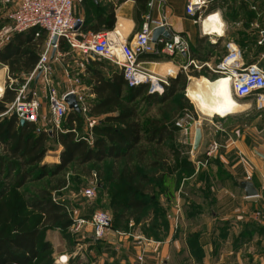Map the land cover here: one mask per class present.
<instances>
[{"label":"trees","instance_id":"16d2710c","mask_svg":"<svg viewBox=\"0 0 264 264\" xmlns=\"http://www.w3.org/2000/svg\"><path fill=\"white\" fill-rule=\"evenodd\" d=\"M136 1L147 6L149 0ZM229 2L230 0H217L210 11L224 8ZM100 18V22H106L109 31L114 29V7H111L106 17ZM261 27L264 28L263 25ZM83 31H88L87 27H83ZM94 31L98 33L100 30ZM36 32V29H31L15 33L0 49V65L7 66L9 76L18 82L12 88L7 87L0 99V179L7 181L0 182V264H55L51 254L52 245L44 240V228L53 226L65 231L73 225V218L65 204L53 198V191L64 188L66 182H58V185L50 188H40L24 200L27 208L40 214L39 224L36 226L29 224L26 219L16 217L7 196L11 188L19 189L30 182L56 177L74 164L86 166L110 161L112 164L116 163L111 168L113 174L110 177L104 178L100 174L103 181L100 182L101 191L106 190L109 195L107 208L114 216L118 214L119 221H125L127 216L141 215L150 209L147 231L157 238L158 231L163 233L169 229L166 218L169 208L159 200V196L166 192L165 178L160 176L153 179L144 173L141 164L147 161L149 167L158 171L164 167L165 155L161 146L166 140H170L174 142L169 147L174 166L185 171L194 168V162L190 161L183 146L176 141L180 131L176 126V116L191 115L196 120L199 118L194 106L185 96L187 75L182 72L177 78H171L169 85H163V94H159L150 92V84L130 87L123 69L107 77L99 69L91 70L90 66L86 71L91 74L88 82L94 83L92 93L96 99L87 104L84 112L70 111L62 122V129H54L51 137L45 128L33 122L22 125L15 114L8 113L25 77L35 70L39 62L45 34L36 38ZM238 36L248 37L241 32H238ZM236 42L239 44V40ZM258 45L264 47L259 42ZM69 49L68 44L62 41L60 51L67 52ZM200 53L201 51H192L197 57ZM154 54L155 52L142 53L137 62L140 64L146 59L154 58ZM95 64L103 65L102 62ZM156 106L161 107L160 110L169 109L173 116L164 110V120L160 116H149ZM90 119L97 120L91 129L88 128ZM58 147L62 148L59 162L53 165L44 163L48 153L56 151ZM96 210L97 208L92 211L91 216ZM114 224L113 219L112 230L118 228ZM253 227L255 226L247 225L245 232L251 233ZM226 232L227 230L221 231L222 235ZM195 236L198 237L197 234Z\"/></svg>","mask_w":264,"mask_h":264},{"label":"crops","instance_id":"0c3cea01","mask_svg":"<svg viewBox=\"0 0 264 264\" xmlns=\"http://www.w3.org/2000/svg\"><path fill=\"white\" fill-rule=\"evenodd\" d=\"M17 2L18 0H0V30L9 26L10 22L5 24V19H8V15L15 8ZM111 7H114L116 22L114 29L109 31L106 22H100V17H106ZM217 11L220 14L213 15L205 23L203 30L200 24L195 23L186 14V0H167L166 2L149 0L147 6L137 3L136 0L121 2L118 0H82L75 5V15L83 21L82 32L94 33V30L98 29L99 32H109L111 38L112 36L116 37V32H121L125 38L130 40L141 31L147 17L160 20L166 16L168 21L166 29L171 35L173 33L182 36L188 42L190 52L187 55L168 56L162 54V57H159L161 53L155 51L154 58L146 59L140 63L141 68L154 79L166 80L168 83L171 78H177L180 73L184 72L187 75L188 83L190 79L191 82L206 80L213 85L218 84L217 88L221 86V82L229 84L230 93L240 103L241 108L234 116L228 118L227 124L223 128L215 129L214 135L207 132L204 124L202 126L203 142L201 147L204 150L208 140L209 144L211 140L217 141L222 146L217 160L228 172L225 182L215 194L214 206L218 209L224 205L226 216L220 219L234 224L235 221H231L233 219L231 217L237 213L236 205L239 201L241 211L246 216L237 219L240 224L230 225L232 226L230 231L236 233L241 231L240 233H242L246 231L247 225L251 224L256 225L257 232L264 236V159L262 158L264 155V90L239 99L240 97L230 87V82L220 80L224 77L231 79L235 73L241 72L251 65H258L264 69V47L258 45V42L263 40L261 32L264 31V28L261 26H264V1L239 0L235 2L230 0L224 8H219ZM83 27H87L88 31H83ZM238 32L247 34L248 37L238 36ZM11 37L12 35L1 43V48ZM160 37L165 36L161 35ZM236 40H239V44ZM192 51H201V53L197 57L192 54ZM190 61H195L200 68L197 70L189 66ZM95 62H102L103 65L98 66ZM51 66L52 86L56 88L58 94L63 96L74 91L76 95H83L87 104L92 103L96 96L92 93L94 83L88 82L91 74L86 70L91 66V70L99 69L105 76L110 77L113 72L122 69L110 60L94 57L92 54L84 56L71 49L67 52L59 51L54 57L52 56ZM185 66H189L187 71L183 70ZM0 67L3 68L0 70L3 72L0 81L5 86L9 68L2 64ZM196 74L199 75L196 76ZM27 78L28 76L25 77V81ZM189 86L187 87L188 95L190 93ZM30 89L37 91V99L41 103L40 121L36 124L38 126L40 124L47 132L54 130L52 126L47 125L46 121L50 120L47 119L50 110L47 89L41 80L34 81ZM188 98L191 100L190 96ZM199 116L201 121L211 122L209 119L211 116L202 117L201 114ZM47 126L49 128H46ZM195 130L196 127L193 130L192 139L195 138ZM178 138H183V131H179ZM59 154L53 164L59 162ZM247 174L252 176L250 180L254 182L259 191L257 197L246 198L238 185V182L249 180ZM256 211L258 213L254 215ZM218 215L219 210L215 211L213 216L217 219ZM88 228L90 230L88 229L87 238L91 241L96 240L92 226L89 225ZM217 244L213 243L215 250L219 247ZM260 260L264 264V255Z\"/></svg>","mask_w":264,"mask_h":264},{"label":"rangeland","instance_id":"374dc122","mask_svg":"<svg viewBox=\"0 0 264 264\" xmlns=\"http://www.w3.org/2000/svg\"><path fill=\"white\" fill-rule=\"evenodd\" d=\"M232 1L238 2L239 0ZM9 22V19H5V24ZM1 69L3 68L0 67ZM12 80L13 85L18 83L15 79L12 78ZM7 82L8 87L11 81L7 79ZM185 96L202 117L206 116L188 98L186 92ZM160 108L159 106L153 108L149 116H160L164 120V114H162L164 111L173 116L169 109H163V111ZM183 118L176 116V121ZM228 118L209 117L211 122L205 120L201 124L202 126L204 124L207 132L213 134L215 129L223 128L227 124ZM47 119H50L46 120L47 125L51 126L53 117L50 110ZM39 121L40 119L37 124ZM39 126L41 127L40 124ZM84 130L86 132V129ZM192 137L176 139L177 143L183 146L184 152L189 155L192 163L193 158L203 157L211 143H218L211 140L209 144L208 140L204 146L206 148L203 150L201 147L193 157L190 153V148L194 143ZM173 143V141L166 140L161 146L162 153L165 155V164L159 171L149 167L147 161L141 164L144 173L152 176L153 179L160 176L165 178L166 192L159 196V200L169 208V212L166 214L169 229L163 233L158 231L157 238L147 231L150 222V209L145 210L141 215L127 216L125 221L122 219L119 221L118 214L114 216V213L107 208L109 195L106 190L101 191L100 182L103 181H101L100 174L104 178L113 174L112 169L116 163L112 164V161L106 164L91 163L86 166L74 164L65 173L56 177L30 182L19 189L11 188L7 200L17 218L26 219L29 224L36 226L39 224L40 214L27 208L24 200L38 189L50 188L62 181L66 182L65 187L53 191V198L65 204L73 220L83 216L87 220H91V213L96 208L111 214L115 222L114 225L118 228L117 231L111 230L107 238L103 240L91 241L87 238L90 230L89 225H85L79 232L74 231L73 225L65 231L53 226L45 227L44 240L52 245L51 254L55 264H63L57 262L61 256L65 255L68 258V262L65 264H163L165 261L168 264H262L263 261L260 258L264 255V236L257 232V226L255 225L254 230L251 229V233L250 231L242 233H240L241 231H238L239 233L230 231L233 225L240 224L237 221L238 218L246 216L241 211L239 201L236 205L237 213L231 217L233 218L231 221L236 222L234 224L220 219L226 216L224 205L218 209L214 206L215 194L228 176L227 169L217 160L222 146L218 143L219 151L212 158L213 161L210 160L211 163L209 162L206 166L198 169L193 163L194 168L185 171L174 166V160L169 151V147ZM60 152L61 147H58L56 151L49 152L44 163L53 165V161ZM247 175L248 179H251L252 176ZM0 182L7 181L0 179ZM89 187L96 190L95 199L90 200L84 197L83 192ZM218 210L219 218L216 219L213 215ZM257 213L258 211L254 212V215ZM225 229L227 230L226 237L221 233V231L225 232ZM196 234L198 237L195 236ZM214 242L216 244L218 242L219 247L216 250ZM140 256H143L142 262L139 261Z\"/></svg>","mask_w":264,"mask_h":264},{"label":"built area","instance_id":"2783aa9c","mask_svg":"<svg viewBox=\"0 0 264 264\" xmlns=\"http://www.w3.org/2000/svg\"><path fill=\"white\" fill-rule=\"evenodd\" d=\"M161 1L166 2L167 0ZM215 1L217 0H186V14L195 23L200 24L204 30L203 24L205 20L209 19L213 14L219 13L218 11H210ZM77 2H82V0H18L15 8L8 15L9 26L0 30V49L1 43L15 33L36 29V38H41L45 34V44L40 54L39 62L35 70L19 89V93L8 111V113L15 114L20 122L24 120L25 122L37 123L40 119L41 103L37 99V91L31 90L30 87L34 81L38 82L41 80L47 89V99L53 117L51 126L53 129H62V122L71 111L65 102V97L69 93L75 94L74 91H70L60 96L56 88L52 86V56L54 57L60 51L62 41H65L72 51L79 52L84 56L94 53L98 57L118 64L123 69L124 77L130 87L150 84V92H158L159 94L164 92L163 85H169V83L166 80L158 81V79H154L141 68L137 62L138 56L142 53L155 51L168 56L187 55L190 52L188 42L179 34L172 33L170 38L160 37L156 44L153 43L154 29L157 27L167 28L168 21L166 16L160 20L147 17L141 31L130 40L125 38L121 32H116L115 41L120 46L123 56V60H120L114 54L109 32L84 33L81 28H76L78 23H83L82 19L75 15ZM263 33L264 31L261 32L262 36ZM55 39L56 41L54 42ZM262 41L259 43L262 44ZM189 66L197 70L200 68L195 61H190ZM189 66H185L183 70L187 71ZM37 76H39L38 79ZM8 79L11 81L8 87L12 88L13 80L10 76H8ZM231 79V87L240 98L248 97L264 90V69L258 65H251L241 72L235 73ZM7 83L0 99L4 96ZM156 84L162 88L161 91L155 88ZM76 96L82 112L86 111L87 103L85 97L83 95ZM96 123V119L88 120V128L91 129ZM201 123L200 116L196 120L191 115H187L178 121L176 126L183 131L184 138H190V136H193V130L196 125ZM219 147L218 143L213 142L202 158H193L197 169L206 166L215 157ZM190 153L194 157L192 150ZM83 195L87 199L92 200L96 198L97 192L94 188L89 187L84 190ZM112 224L113 218L111 214L101 209L94 211L91 220H87L84 217L73 220V228L76 232H79L85 225H91L96 240L107 238L112 230ZM66 258V256H61L57 263H67L68 258ZM139 261H143V256L139 257Z\"/></svg>","mask_w":264,"mask_h":264},{"label":"bare ground","instance_id":"6f19581e","mask_svg":"<svg viewBox=\"0 0 264 264\" xmlns=\"http://www.w3.org/2000/svg\"><path fill=\"white\" fill-rule=\"evenodd\" d=\"M212 16H210L209 19L205 20L203 26L207 21L211 19ZM111 40L114 54L120 60H123L120 46L115 41L116 37L112 36ZM2 77L3 72L0 71V78L2 79ZM220 80H226L231 84L230 78L224 77ZM217 85L218 84L213 85L206 80H203L201 82L193 81L190 83V93L189 95L187 93V96H190L192 102L195 103L206 116H218L221 118L234 116L237 113V110L241 108L240 103L230 93L231 89L229 88V84L227 82H221V86H218V88ZM155 88L159 91L162 90V88L157 84L155 85ZM3 89L4 85L0 81V97H2Z\"/></svg>","mask_w":264,"mask_h":264},{"label":"water","instance_id":"95a60500","mask_svg":"<svg viewBox=\"0 0 264 264\" xmlns=\"http://www.w3.org/2000/svg\"><path fill=\"white\" fill-rule=\"evenodd\" d=\"M82 25H83L82 23H78L76 28L77 29L81 28ZM161 35H163L167 38L171 37L170 32L165 27H157L154 29V32H153L152 42L156 44ZM55 41H56V39L54 40V42ZM262 44L264 45V33H263ZM92 56L97 57V55L94 53L92 54ZM38 78H39V76H37V79ZM190 83H191V79L189 80L188 86ZM65 102L68 104L71 111H75L78 113L82 112V109L79 105L76 94H74V93L67 94L65 97ZM25 123L26 122L24 120L21 121L22 125ZM48 133L52 137L54 135V130H49ZM202 142H203L202 124H197L196 130H195L194 143H193V147H192V154L193 155H196L200 151L201 146H202ZM262 158L264 159V155H262ZM238 185L243 190V194L246 198H253V197H257L259 195V191L257 190L254 182H252L251 180H245V181L238 182ZM163 264H168V263L165 261Z\"/></svg>","mask_w":264,"mask_h":264}]
</instances>
